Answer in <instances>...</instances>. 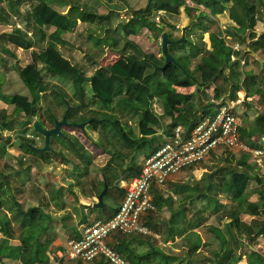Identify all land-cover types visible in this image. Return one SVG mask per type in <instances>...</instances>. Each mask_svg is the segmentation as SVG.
<instances>
[{
    "label": "trees",
    "instance_id": "trees-1",
    "mask_svg": "<svg viewBox=\"0 0 264 264\" xmlns=\"http://www.w3.org/2000/svg\"><path fill=\"white\" fill-rule=\"evenodd\" d=\"M162 1H165L167 5H178L180 0H147L146 5L143 8L132 10L129 18L121 25L122 34L124 37L129 35H136L140 29L145 28L148 31L158 30V27L153 21L149 19L151 11L162 6ZM227 9V15L231 22L234 23L230 28L226 29V34L237 38L240 42H245L249 51H255L256 46L264 44V31L256 34L253 30L254 26V10L256 6L264 8V0H220ZM255 1V3L253 2ZM193 3L202 5L207 9L213 8V2L210 0H193ZM17 2H9L8 6L12 12H16ZM86 5L72 4L68 10L63 13L44 0H37V2L28 11L30 26L37 32H41L44 36V29L52 28L54 31L50 32L47 36L45 45L37 52L31 53V61L23 66L16 68V74L19 77L21 83L27 88L28 95H22L17 92L10 94L0 95L2 101L12 105L13 112L22 113L24 116L29 117L35 114L37 101L41 93L45 89V85L42 83L40 71L37 69L35 61H39L45 72L68 81L73 90L80 96L83 94L81 84L87 82L90 94L93 100L97 101L101 108L105 110L118 112L121 115H134L137 114V125L141 131H150L145 126L152 124L156 121L155 114L150 110V103L154 97L162 95L163 89H168L172 86L189 87L196 86L198 91L204 92V89L210 85H213V98H218L217 88L215 86L216 80L222 78L228 80L230 86L225 91L226 99L233 101L235 98V90L240 87L245 88L246 94L257 93L261 94V89L255 84V79L260 80V76L255 75L253 72L243 73V78L239 82L240 72L234 71L233 66L236 64L230 59V55H237L238 50L233 51L230 45L225 43L224 36H221L222 30H208L206 24L198 32L197 43H191L189 34L185 27L183 29V38L176 44H168L166 46L167 53L173 58V63H167L163 65V57H157L151 52H140L139 56L120 55L117 59L104 66H99L93 70L89 76H85L76 65L71 64L57 49L56 44L53 42L58 41L64 43L59 35L62 32L71 30L76 24V20L83 22H91L98 16L93 11V8ZM185 11H190L192 8L184 7ZM201 17V14H197ZM198 17V18H199ZM99 18H101L99 16ZM159 22L160 19H158ZM192 32V28L190 27ZM207 33L209 44L208 49L203 51V43L201 42V34ZM167 37L170 40H176L172 38L168 33ZM225 34V35H226ZM4 41H7L14 47L21 49H28L31 46V37L27 35L19 27H14L10 31L0 34ZM57 42V43H58ZM178 48L185 50L182 54L175 56L173 49ZM199 55V61L195 66L189 68V60ZM234 57V56H233ZM257 64V62H256ZM229 69V72L225 73V69ZM248 85L252 90H247ZM224 93V89H221ZM249 91V92H248ZM198 93V94H201ZM196 93L197 106L201 110H194L192 115L188 117L185 109H189L187 106L182 112L176 110L173 106L174 102L165 97V103L170 107V110L177 112L175 116L171 114L172 121L168 124L166 130V136L172 135L174 126L178 123L187 124L186 130H190L195 121L202 115H214L218 110L223 100L217 103L202 102L203 100ZM191 96V94H190ZM59 102L64 104V99L61 92L58 93ZM188 98V96H186ZM116 105V106H115ZM117 107V109L115 108ZM68 108V107H66ZM73 108H68L65 111V120L68 122L70 113H73ZM198 112V113H196ZM89 118V116L76 120L81 122ZM47 119L53 125L54 117L50 113H47ZM72 120L71 123H74ZM96 122V121H95ZM94 122V123H95ZM27 124L24 122L23 125ZM12 122L0 120V131L11 130ZM98 125L101 127V135L104 137L105 152L109 153L108 148H113L112 138L116 134V130L112 126V120L108 118H100ZM32 128V127H31ZM33 130V129H32ZM80 130V129H79ZM34 131V130H33ZM35 132V131H34ZM110 132V139H108V133ZM187 134V132H186ZM185 134V135H186ZM61 139L67 143L65 149L71 151L79 158L82 163H89L85 151L82 149L75 138L67 133L62 132ZM249 135V137H248ZM52 135L49 137L55 138ZM112 136V138H111ZM247 136V137H244ZM253 136V138H251ZM57 137V136H56ZM240 139L250 147H258L264 149V111L258 112L250 123L240 130ZM8 140V137L5 138ZM26 141V142H25ZM23 142V147L29 151L32 155L37 156L40 159H48V153L52 150L50 147L47 150L41 152L33 151L30 146H33L31 142L26 139ZM152 141V140H151ZM165 142V141H164ZM163 142V143H164ZM162 144V143H160ZM159 144V145H160ZM152 148L151 154L156 148ZM3 151V147H0ZM223 150L227 151L225 148ZM3 153V152H2ZM1 155V152H0ZM149 156V155H148ZM1 157V156H0ZM240 160L237 165L242 166L241 169L227 168V177L220 179V185L213 186L207 185L206 189L210 190L212 187L218 186L220 190L227 194L230 202L235 203L234 207L229 211L228 217H226V230L231 234L230 238H234V232L242 234L244 237L261 236L264 240V177L263 171L258 169L256 176H251L250 171L252 168H258L260 164L255 163L252 160L247 159V154H239ZM140 167L133 165L128 167L129 175L133 176L139 172ZM5 174L0 172L1 183L0 186L8 185ZM102 182L97 180L92 183V187L95 188L94 193L97 195L101 190ZM97 188V189H96ZM119 192H122L119 190ZM250 193L255 194V201H248L247 197ZM204 196V192L202 193ZM241 201V203H240ZM12 205L15 207V212L20 216L21 224L18 226L19 233L17 235V244H9L7 238H0V260L1 258H7L11 260H17L22 264H45L47 262L46 247L48 239L45 237V232L50 222V217L41 209L38 205L28 206L23 208L21 203L16 200H12ZM226 204L219 202L218 200H212L211 208L215 213L218 210H225ZM242 214L248 215H262L263 220L258 221L251 219L250 223H246L240 219ZM215 215V214H214ZM256 224L258 227L255 229ZM212 227V226H211ZM0 229L5 235H9L12 230L10 225V219L6 216V213L2 210L0 205ZM219 242V248L215 251V255L211 259L212 264H224L230 260H238L241 254L233 252L231 248L226 247L225 240L219 233L214 232ZM235 240V239H234ZM237 240V239H236ZM239 241V240H237ZM236 242V241H235ZM239 244V243H238ZM197 245H195V248ZM194 248V249H195ZM255 249V248H254ZM251 248L247 253H244L247 264H264V256L257 253ZM118 254H123L122 250L117 251ZM126 255V254H125ZM127 258V257H126ZM131 263V260L129 261ZM132 264V263H131ZM243 264V263H239Z\"/></svg>",
    "mask_w": 264,
    "mask_h": 264
},
{
    "label": "rangeland",
    "instance_id": "rangeland-1",
    "mask_svg": "<svg viewBox=\"0 0 264 264\" xmlns=\"http://www.w3.org/2000/svg\"><path fill=\"white\" fill-rule=\"evenodd\" d=\"M8 1L10 3L17 2L16 12L11 11L10 7L8 6ZM65 1L67 0H60L58 3L59 5H62V3ZM211 1L214 5L213 8L207 9L200 6L199 11L195 10L194 7H192L190 11H185L184 7L187 6L175 7L172 4L167 5V3L165 4V1H162V6L165 5V7L160 6L159 8L162 10L157 11L156 8L149 14V18H151L155 23H157L155 21V15H158V19L161 21H158L157 23L159 26L158 30L148 31L145 28H142L136 35L124 37L122 30L120 29L121 23L124 21L123 17L129 18L131 11L138 8H143L146 5L147 0H113V2L112 0H107V2H112L107 4L105 2L107 6L104 4V7L107 10H109L108 8H112V10H120V13L118 11L114 15L107 14L104 17V19H106L104 22L113 24L112 26H109L111 29H96V23H94L96 20H94V22L89 25L87 23L77 28L74 26L72 31L62 35V38L66 40V44L59 43L56 47L71 64L76 65L81 71H83L85 76H89L94 69L99 66H104L111 63L120 55L132 54L138 57L140 55L139 53L143 51L151 52L157 57H160L161 51L159 46V34L161 30L165 33H168L172 38H179L181 35L183 36L180 26L185 25V27H188V29H186L187 33H190L189 38L191 39V43H197V37L199 34L198 32L202 28L198 22H201V25L206 24L208 26L209 31L214 29L220 30L223 26L224 29H222L220 32L221 36H224L225 43L230 45L233 51L238 50V54L236 56L233 54L230 56L238 58L241 57L246 52V43L240 42L237 38L228 36L226 34V29L230 28L232 25H234V23L228 18L225 4H223L220 0H210V2ZM36 2L37 0H0V34L10 31L14 27H19L24 32H26L32 40L31 48L18 49L9 44L7 41H4V38L0 35V95L10 94L13 92H17L22 95H28L27 88L21 83L19 77L16 74V68L31 61V53L37 52L45 45L46 35L49 32L48 29H44L43 36L30 26L28 11ZM68 2L69 5H86L90 6L91 8H94L99 3V1L97 3V0H68ZM253 2L255 3V1ZM109 12L111 11H108V13ZM199 13L201 14V17L197 16ZM254 20L255 23L253 30H258L257 32L261 33L262 31L260 30L264 29V8L261 6L255 7ZM190 27L192 28V32L190 31ZM206 36L207 33L201 34L203 51L207 50ZM207 41L209 44L208 38ZM53 42L57 44V41L54 40ZM103 46H106V48ZM233 46H236V48L233 49ZM173 50L174 51L172 53L175 54V56L183 53V50L178 48H174ZM236 60L237 59L235 58V60L232 62L237 63L235 64L237 66L239 62ZM198 61L199 55L191 59V61L189 60V68L192 69ZM35 64L37 69L40 71V76L42 78V83L45 85V89L37 101L35 114L33 116L26 117L22 113L13 112L12 105L2 101L0 97V120L9 121L13 124L11 130L0 131V147L2 146L4 149L3 151L0 150V172L5 174L4 176L8 181L7 192H5L4 196L1 194L3 197L0 195L1 211L10 209L12 212L13 210L11 209H14L11 202L12 200H16L21 203L23 208L35 205V203H44L48 198H52L54 194L56 195L59 188L64 189L66 199L71 202L72 198L70 192L73 193L75 190L80 195H90L92 183L98 180V171L96 170L98 165H93L90 163L84 164L79 158H76V155L73 152L70 150L67 151L65 149L67 143L60 138L62 135H56L57 137L54 136L55 138H51L49 147L52 150L48 153L47 160L40 159L37 156L32 155L23 147V142L25 139L28 142H31V144L35 147L42 146L43 137L37 131L34 130V132L32 130L31 123L32 121L37 120L45 128L52 127L51 122H49L47 119V113H50L54 119L59 120L62 116H64V113L66 110H68V108H73L74 112L70 113L68 117L69 122L72 120L77 122L76 120L87 117L91 114L90 111L95 112L94 114L92 113L94 115L93 117H99L105 112L113 113L112 111L101 108L97 101L92 99L87 82H83L81 84L83 94L80 96L73 90L68 81L62 80L45 72V70H43L42 64L39 61L36 60ZM234 70L236 69L234 68ZM220 79L221 78L216 81L215 86L216 88L224 89L223 91L225 92L230 86V82ZM59 92L62 94L64 104L60 103L59 98L56 97L58 96ZM218 92L222 93V90L219 89ZM235 99L236 95L233 101H235ZM228 104L229 102L223 99V104H221L220 107L227 106ZM115 108L117 109V107ZM115 115L116 117L120 118V121L122 122H126V117L131 118L129 120L132 121L137 119V114L135 113L131 116L127 114L121 115L120 113L115 112ZM242 120V124L238 129L239 134L240 130L246 125V119L242 117ZM24 122H27V124L23 125ZM95 124L96 123L91 122L90 125L84 126L83 131L70 126H60L59 129L61 133L64 132L73 136L75 140L81 144L85 153L88 151L94 153V145L92 144V141L100 140L102 143H104V137L100 132L101 127ZM89 126H92L93 129ZM7 137L8 140H5ZM251 138H253V136H251ZM166 140V137H164V140L161 138L162 143ZM247 159L249 160L248 157ZM239 160L240 157L238 152L232 150L225 151L223 148L219 147V149L211 152L209 156L204 159V161H201L199 164L195 165L207 167L211 170L209 178L210 182L213 183L212 185L215 186L220 185L221 178L227 177V168H236L238 170L242 168V166L237 165ZM260 162L258 164H260ZM60 164H64L65 168L60 166ZM58 167L59 169H57ZM258 169L263 171L262 176L264 177V161L261 162L260 167H253L252 170L248 171H250L251 176H256ZM56 175H59L60 180L56 178ZM65 178L70 180H66ZM60 182L63 184V186L59 184ZM112 183L113 182H111L105 193L106 196L111 200L112 204H115V202L117 204V198L119 195H121V193H119V191H117L115 188L117 183ZM251 194L252 193H250V195ZM210 195L212 200H218L219 202H223L226 204V206H228L225 210H218L214 213L215 215L212 216L211 222L215 221L216 223L220 224V221L224 222L226 220L229 211L234 207L235 203L230 202L226 196L227 194L223 193L218 186L212 187ZM9 198H11V201H9ZM255 198L256 197L254 196V199ZM205 201L207 202V199H205ZM46 204V208L54 212L55 207L51 208L48 203ZM57 204L58 201L56 202V205ZM105 209H109V204L107 205L106 203ZM242 218L248 220V215L242 214ZM254 219L261 221L263 220V216L258 214L255 215ZM86 222L87 221L82 218L78 224H85ZM223 222L221 224H223ZM69 224L71 223L69 222ZM225 225L226 224L222 226V230H224ZM257 227L258 225L256 224L255 229ZM212 228L220 230L215 226H212ZM207 233L208 232H205L209 243L204 246V251H206L207 255L210 256L212 255L211 253H214V250H218L220 244L218 240L214 238L213 232L209 231L210 235L212 236ZM249 238L250 237H242L239 241H237L235 237L230 238L227 239L225 245L227 248H231L234 253L238 252L240 254H244L254 247L258 249L262 255H264L263 241L259 240V237L253 239ZM197 243L198 242L196 241V244ZM256 243L258 248L255 245ZM123 246L124 245L116 246L114 249H117V251L118 249L122 250L124 252L123 254L126 255L123 256L120 254V256L129 258L132 264H144L147 259H156V261L161 262L165 255L160 250L157 254H154L156 251L149 254L146 250H144L145 246L134 247L131 253L130 250L124 249ZM46 256L49 255L46 254ZM231 261L233 260H230L229 262L231 263Z\"/></svg>",
    "mask_w": 264,
    "mask_h": 264
},
{
    "label": "crops",
    "instance_id": "crops-1",
    "mask_svg": "<svg viewBox=\"0 0 264 264\" xmlns=\"http://www.w3.org/2000/svg\"><path fill=\"white\" fill-rule=\"evenodd\" d=\"M44 1L48 3L50 6H52L54 9L63 13H65L70 6L68 0L63 2L62 5H59L58 3V1L60 0L58 1L44 0ZM105 2L106 4L112 3L113 0L112 2H107V0H97L98 5L93 8V11L98 16L97 18L94 19L96 20L95 22L94 20L91 22H83L77 19L76 24L74 26H76L77 28L84 24L88 23L89 25L94 22L96 23L95 24L96 29H105V30L111 29L109 28V26H112L113 24L112 23L108 24L104 22L106 20L104 19V17L107 14L114 15L118 11L120 13V10H112V8H108L109 10H107L104 7ZM176 6L178 7L187 6L190 8L194 7L195 10L199 11V7L202 5L193 3V0H180V3L178 5H175V7ZM162 7H165V5H163ZM156 10L158 11L162 9L158 7ZM108 11L111 12L108 13ZM99 16L101 18H99ZM123 19L124 21L121 23V25L124 22H126L128 18L123 17ZM149 19L153 21L151 18ZM155 21L158 23L157 14L155 15ZM157 23H155V25L159 27ZM180 27L182 33L183 29L185 28V25H181ZM222 29H224L223 26ZM48 31L49 34L54 30L52 28H48ZM70 31H72V29L60 33L59 37L62 40H64V43L62 44H66L65 42L66 40L62 38V35ZM254 31L256 34H259V32H257L258 30H254ZM160 32H162V30ZM38 33L42 34L41 32ZM47 36H46V41H47ZM207 38L208 35L206 36V43L208 49L209 47H208ZM59 43L60 42H58L56 46ZM31 47L32 46H30L29 48ZM103 47L106 48V46ZM245 49H246L245 54H243L239 58L234 57V59H232L235 60L236 58L237 59L236 61L239 62L237 66L235 65L233 67V69L235 68L236 70L234 71L240 72L239 82L243 78L242 77L244 75L243 73L253 72L255 75L259 74L260 80L255 79V84H257L258 87L261 89L262 91L261 94H257L254 92L249 95V93L246 94L244 87H240L234 92V94L236 95L235 101H230L226 99L225 92L224 93L218 92V90L219 89L221 90L222 88H217L218 90H216V92L219 94L218 98L217 99L213 98V93H214L213 85L208 86L209 88L208 87L205 88L203 93L201 91H198L199 89H197L196 86L194 85L189 87L172 86L169 87L168 89H163L162 95L154 97V99L150 103V110L156 116V121L154 123L144 127L147 128L148 130L150 129V131H141L139 125H137V120L132 121L129 120L131 118L126 117L125 118L126 122L120 121V118L116 117L114 112L113 113L105 112L99 117H93L94 116L93 114L95 112L90 111L91 114L88 115L89 118L92 117L95 119L94 121L91 122L96 121L95 123L97 124V126H99L98 125L99 119L106 117L109 120H112V126L114 127L117 133L114 134L113 138L111 136L112 138L111 141H113L112 143L114 147L108 148L109 153L105 152L104 143H102L100 140L99 141L93 140L92 144L94 145L93 147L94 153L88 151L86 152V156L90 164L98 165V168H96V170L98 171L97 179L102 182L101 189L103 185H105L106 186L105 191H106L109 188L111 182H113L112 184L117 183L115 185L116 190L117 191L121 190L122 192H119L121 193V195H119V197L117 198V204L116 202L115 204H112L111 200L106 196V193L104 191L101 198L103 204L101 207L92 206L93 202H95V197L97 196L94 193L95 190L94 187L90 188V195H82V194L80 195L75 190L73 191V193L70 192L72 198L71 202H69L66 199V195L64 194V189L59 188L60 190L58 189V193L52 196L53 199L48 198L47 201L44 203H35V205L40 206L41 209L52 220L45 232V237L48 239L46 254L49 255L47 256V262L45 264H52L56 259L59 260L60 264H108L101 257L94 258L90 261H83L80 259H76V260L66 259L60 256V251L62 249L64 241L67 238L78 237L81 226L84 225L80 223L78 224V222H80L82 218H84L87 221L85 223L87 224L92 222L93 220L106 219L113 215L119 201L123 196L126 183L132 177L131 175H129L128 167L131 165L135 166L136 168L140 167L142 160L148 155H150L149 153L151 152L152 148L157 145L159 146V144L162 143L161 138L163 140L164 137H166L167 139L170 138L169 136H166V130L168 128L167 126L172 121V117L175 116L177 112L170 110V107L164 101L165 97H169L174 102L173 106L178 111L181 110L182 112L187 106H189V109L188 108L185 109L186 115L188 117L192 115L191 113H193L194 110L200 109L197 106V101L195 98L196 93L198 94L201 92V94L198 95L203 100L202 102H206V103L207 102L217 103L225 99L227 100V102H229L228 105H230V103H233L231 109L234 110L232 111L235 114H240L242 117L246 119L245 127L250 123V121L254 118V116L258 112L264 111V44L261 46L260 45L256 46V50L254 52L249 51L247 47H245ZM185 51L183 50V52ZM254 63H255V67H254ZM224 71L225 73H227V71L229 72V69L227 68V70L225 69ZM247 90H252V88L248 85ZM186 96H188V98H186ZM171 111L173 116L169 114V112L171 113ZM200 111L201 110H199L198 112ZM91 122H89L87 125H90ZM175 126L180 127L181 138L186 137L190 131V130H186L187 124L178 123ZM70 127H74V126L70 125ZM89 127L93 129L92 126ZM107 136L108 139H110V132L108 133ZM60 166L65 168L64 164H60ZM57 169H59V167ZM210 173L211 170L208 169L207 167L192 165L181 169L179 172H177L174 175L169 176V178L165 181L163 186L152 184L149 188V196L154 205V210L146 213L141 218L142 223L146 226V228L150 231L151 234L122 235L114 232L109 234L107 238L108 243L113 248H115L116 246L124 245L123 248L130 250L131 253L134 247L145 246L144 250H146L147 253L149 254L154 253L155 251L156 253L154 254H157L159 250L165 254L161 262L156 261V259L155 260L147 259L145 263L143 262L144 264H212L211 259L213 258L216 250H214V253H211L212 255L210 256H208L207 252L204 251L205 248L204 246L207 245V243H209V241L207 240L208 237L206 236L205 232H208L207 234L209 235H210L209 231L213 232L214 238L217 239L216 234L214 232L219 231L220 235L225 240L230 239L231 234L227 232L226 225L224 228L226 233L224 232V230L221 229L222 226L226 224L227 219L224 222L220 221V224L216 223L215 221H212L214 224L211 222L212 216L214 215V213L211 211V202H212L210 195L211 190L210 187L209 189H206L207 185L212 184L209 178ZM56 178L60 180L59 175H56ZM65 179L70 180L68 178ZM59 184L63 186L61 182ZM7 189L8 187L2 183V185L0 186V195L2 194L4 196L5 192H7ZM203 192H204V196L202 195ZM254 196L255 194H251L249 197H247V200L255 201L256 198L254 199ZM205 199H207V202L205 201ZM9 201H11V198H9ZM57 201L58 204L56 205ZM46 203H48L51 208L55 207L54 212L46 208L47 207ZM106 203L107 205L109 204V209H105ZM13 208L14 209H11L13 210L12 212L10 211V209L4 210L6 216L9 217L10 219V225L12 228L10 234L5 235V233H3L0 229V238L2 237L7 238L9 240L8 241L9 244L18 243L16 237L19 233L18 226L21 224L20 216L16 214L14 206ZM254 217L255 216L248 215V220H245V218H242L241 215L240 219H242V221H245L246 223H250L251 219H254ZM69 222L71 224H69ZM222 222L223 224H221ZM211 226H215L220 230L212 228ZM233 234L237 240H240L242 237H244L242 234H238L237 232L234 231ZM258 237L260 238L259 240H262L264 244V240L262 239V237L261 236ZM196 241L198 242L197 244ZM195 245H197L196 248ZM255 245L257 246V243ZM252 248L254 249V247ZM254 250L260 255H262V253L259 252L258 249L255 248ZM122 255L124 256L125 254ZM243 256L245 255L241 254L240 259L235 261L233 260L231 261V263L230 262L226 263L225 261L224 264H239V263L247 264L246 257ZM124 259L127 260L128 262L130 261L129 258H124ZM0 264H20V263L17 262V260L1 258ZM129 264L131 263L129 262Z\"/></svg>",
    "mask_w": 264,
    "mask_h": 264
},
{
    "label": "built area",
    "instance_id": "built-area-1",
    "mask_svg": "<svg viewBox=\"0 0 264 264\" xmlns=\"http://www.w3.org/2000/svg\"><path fill=\"white\" fill-rule=\"evenodd\" d=\"M230 59L234 57L230 56ZM232 105L220 107L212 116H200L184 138L180 136V127L175 126L170 138L145 157L139 172L127 181L113 215L82 225L78 237L64 241L60 256L83 261L101 257L108 264H129L108 243L107 238L114 232L122 235L151 234L141 218L154 210L149 196L152 184L163 186L169 176L203 161L219 147L247 154L257 164L264 159V149L250 147L240 139L238 129L243 120L239 114L232 112ZM52 264L60 262L56 259Z\"/></svg>",
    "mask_w": 264,
    "mask_h": 264
},
{
    "label": "water",
    "instance_id": "water-1",
    "mask_svg": "<svg viewBox=\"0 0 264 264\" xmlns=\"http://www.w3.org/2000/svg\"><path fill=\"white\" fill-rule=\"evenodd\" d=\"M182 38L183 37L181 35L176 40H170L164 31L160 32V34H159V46H160L161 56L163 57V65H166L169 62L170 63L174 62L173 58L167 53L166 46L168 44H176L179 41H181ZM94 120H95L94 118L90 117V118H87L86 120L81 121V122L70 123V122H67L65 120L64 116H62L59 120L55 119L53 121L52 127H50V128H45L40 122H38L37 120H34L31 123V127L33 130L37 131L38 133H40L42 135L43 143H42V146H40V147H34V146H30V145H29V147L35 152H41V151L47 150L49 148V145H48L49 137L52 135H58V136L61 135V131L59 129L60 126H63V125L70 126L71 125V126L79 128L81 131H83V127L85 125H87L89 122L94 121ZM105 189H106V186L103 185L102 189L100 190V192L95 197V202H93L92 206L101 207L103 205L101 198H102V194L105 191Z\"/></svg>",
    "mask_w": 264,
    "mask_h": 264
}]
</instances>
